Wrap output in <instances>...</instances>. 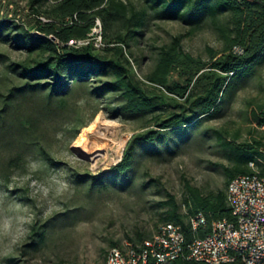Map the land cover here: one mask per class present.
Masks as SVG:
<instances>
[{
	"label": "trees",
	"instance_id": "trees-1",
	"mask_svg": "<svg viewBox=\"0 0 264 264\" xmlns=\"http://www.w3.org/2000/svg\"><path fill=\"white\" fill-rule=\"evenodd\" d=\"M27 2L33 14L29 22L0 17V43L25 53L21 61L6 64L20 82L0 94V140L19 147L8 165L23 160V152L31 146H37V152L52 166L59 164L39 142V129L46 122L66 117L68 96L76 88H84L93 98L111 97L107 109L112 115L141 123V130L130 136L114 166L98 174L78 176L89 192L129 187L138 154L170 155L178 142L187 141L204 121L221 116L225 105L264 64V0ZM96 19L101 25V48L66 45L69 39L86 37ZM152 20L179 21L188 27V33L207 27L221 47L207 48L208 60H202L182 48V35L174 36L155 48L153 65L141 80L132 67L131 62L137 60H132L130 49ZM6 61L8 58L0 54V62ZM173 71L178 81L170 80ZM23 109L28 110L23 113ZM75 115L69 120L72 138L88 123ZM249 122L256 126L241 142L237 141L238 130L213 132L217 147L228 161L215 164L222 169L223 190L203 193L187 185L182 201L185 213L168 192L157 203L162 211L160 221L179 225L186 242L207 235L214 221L233 219L225 193L231 179L255 172L264 175V103L251 110ZM152 186L157 184L150 179L142 187ZM196 213L204 216L205 223L193 231L188 218ZM68 214L64 212L63 216L68 219ZM45 225L31 226L30 247L43 241ZM151 236L138 234L128 243L136 245ZM176 264L203 263L180 257Z\"/></svg>",
	"mask_w": 264,
	"mask_h": 264
},
{
	"label": "rangeland",
	"instance_id": "rangeland-1",
	"mask_svg": "<svg viewBox=\"0 0 264 264\" xmlns=\"http://www.w3.org/2000/svg\"><path fill=\"white\" fill-rule=\"evenodd\" d=\"M0 10L3 14L16 13L25 23L33 18L27 0H0ZM177 35L183 36L182 48L202 60H208L207 48L221 47L207 27L188 33V27L179 21L152 20L130 49L132 60H137L131 64L139 79L151 69L155 48ZM0 54L8 58L6 63L0 62V94H5L9 86L20 82L6 64L21 61L25 53L0 43ZM169 78L178 81L174 71ZM110 99L93 98L84 88H76L68 96L66 117L41 125L39 142L58 165L52 166L37 152V146H31L23 152V160L10 166L8 161L19 147L0 140V264H103L109 249L123 248L138 234L151 235L163 223L157 203L165 192L181 203L180 211L185 213L182 201L187 185L203 193L223 190L222 169L215 164L228 161L213 132L238 130L237 141L249 138L248 131L256 126L249 122L251 110L264 103V64L225 105L221 116L204 121L187 141H179L170 155L138 154L129 187L89 192L78 176L109 170L120 160L130 136L141 130L139 121L112 115L107 109ZM74 114L88 123L72 138L69 120ZM96 118L99 120L90 131L87 127ZM82 133L86 140L99 142L93 144L94 149L99 145L103 149L87 154L80 140ZM150 179L157 186L143 188ZM64 212H69L68 219ZM42 224H46L43 241L30 247L31 226Z\"/></svg>",
	"mask_w": 264,
	"mask_h": 264
},
{
	"label": "built area",
	"instance_id": "built-area-1",
	"mask_svg": "<svg viewBox=\"0 0 264 264\" xmlns=\"http://www.w3.org/2000/svg\"><path fill=\"white\" fill-rule=\"evenodd\" d=\"M0 17L23 22L16 13L0 10ZM45 21V18L39 17ZM99 20L86 37L69 39L66 45L79 47L91 44L99 49ZM226 204L232 220L214 221L210 232L186 242L179 225L166 222L158 226L150 238L139 244L112 247L103 264H176L178 258L203 264H264V175L257 172L238 175L226 186ZM193 231L205 223L201 213L188 218Z\"/></svg>",
	"mask_w": 264,
	"mask_h": 264
},
{
	"label": "bare ground",
	"instance_id": "bare-ground-1",
	"mask_svg": "<svg viewBox=\"0 0 264 264\" xmlns=\"http://www.w3.org/2000/svg\"><path fill=\"white\" fill-rule=\"evenodd\" d=\"M99 120V118H96L93 122H92V124L89 126V127H87V129H89L90 131H91V129L93 128V126H95V124H96V122ZM97 126V125H96ZM95 129H96V127H95ZM93 130V129H92ZM80 140H81V142L83 143V145H84V147H83V149L85 150V151H87L88 153L87 154H89V155H93L94 154V152L97 150V149H103V147L101 146V145H99V148H95L94 149V147H93V144H97V143H99V142H95V141H93L92 139L91 140H86V138L84 137V134L82 133L81 135H80ZM89 141V142H88ZM125 141V140H124ZM90 142H92V144L90 143ZM123 142V141H122ZM121 147V146H120ZM119 147V148H120ZM99 151V150H98Z\"/></svg>",
	"mask_w": 264,
	"mask_h": 264
}]
</instances>
